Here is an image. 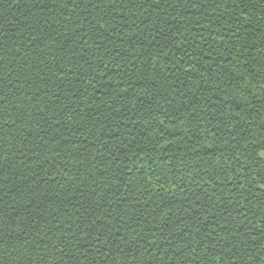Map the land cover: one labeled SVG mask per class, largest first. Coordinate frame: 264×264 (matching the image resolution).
<instances>
[{"label":"trees","instance_id":"obj_1","mask_svg":"<svg viewBox=\"0 0 264 264\" xmlns=\"http://www.w3.org/2000/svg\"><path fill=\"white\" fill-rule=\"evenodd\" d=\"M0 264H264V0H0Z\"/></svg>","mask_w":264,"mask_h":264}]
</instances>
